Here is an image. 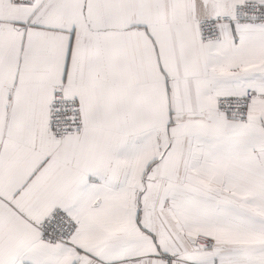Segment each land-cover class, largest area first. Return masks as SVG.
I'll return each instance as SVG.
<instances>
[{
	"label": "snow or ice",
	"instance_id": "6c2138e0",
	"mask_svg": "<svg viewBox=\"0 0 264 264\" xmlns=\"http://www.w3.org/2000/svg\"><path fill=\"white\" fill-rule=\"evenodd\" d=\"M0 264H264V0H0Z\"/></svg>",
	"mask_w": 264,
	"mask_h": 264
}]
</instances>
